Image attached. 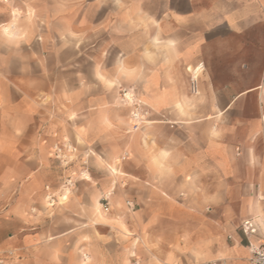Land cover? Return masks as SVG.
<instances>
[{
    "label": "crops",
    "instance_id": "1",
    "mask_svg": "<svg viewBox=\"0 0 264 264\" xmlns=\"http://www.w3.org/2000/svg\"><path fill=\"white\" fill-rule=\"evenodd\" d=\"M121 91L146 111L136 130ZM87 157L68 211L45 210ZM113 188L83 264H128L104 245L119 234L142 264H248L264 242V0H0V259L80 264L79 206Z\"/></svg>",
    "mask_w": 264,
    "mask_h": 264
},
{
    "label": "rangeland",
    "instance_id": "2",
    "mask_svg": "<svg viewBox=\"0 0 264 264\" xmlns=\"http://www.w3.org/2000/svg\"><path fill=\"white\" fill-rule=\"evenodd\" d=\"M129 96H130V94H129ZM118 99H119V102H121L124 105H127L125 102H123L121 100V92L119 93ZM65 154H67V153H65ZM67 155L70 156V158H71L69 163L76 159V157L73 154L69 153ZM87 159H88V157L84 158V160L82 162V166H84V168H82L77 175H75L74 177L70 176V177H67L65 179L72 178L74 180V182L76 183V178H81V179L88 178V174H87L88 162H87ZM97 159L100 160L101 162H103L100 157H97ZM56 160H58V159H56ZM58 162H59L60 166H62V167L67 166L69 164V163L65 164V163H63V162H61L59 160H58ZM103 164L107 168L106 164L105 163H103ZM109 171L112 174L116 173L115 171L113 172L112 169H110ZM64 180H63V182H64ZM62 185H63V183H62ZM58 190H56V191H58ZM74 191H75V187L73 186V188H71L70 192L67 194V197H66L65 200L60 201L59 203H57V204H55L54 206H51V207L46 205V202H45V199H44L43 208L47 207L45 210L49 209L50 211H52V208H58L62 212H67L68 210H67V208H65V206L70 202ZM114 191H115V189L113 188V189H110L108 191L102 192L100 194V196H99V204H97L96 206L93 203V201L90 200V199L88 201H86V203H84V204L79 206V211H78V214H77L78 230H77V252H76V258H77V260H78V262L80 264H83V262L89 261L91 259L90 258V254L86 253L83 250V245H85V243H87L89 241V244H90V238L88 239V238H86L84 236V234L88 233V231L87 232L85 231L86 228H87V226H86V224H87L86 218H88V214L90 212H92V213L94 212V215H99V213H100L103 217H106V218L109 217L110 209H109L108 212L103 211L101 204H102V199H103L104 196H106L107 197V201L110 202V198H111V196H112ZM126 204H127V201H126ZM133 204H134V202H133ZM127 206L129 207L130 212H132L135 207L136 208L138 207V205H135V204H134V208L133 209H131V207L129 205H127ZM97 207H98V209H97ZM109 207H110V204H109ZM35 211H37V210H35ZM45 212L47 213V211H45ZM119 215H122V214H119ZM119 217L117 218V221L119 220ZM94 221L96 222V219H94ZM117 224L113 223V225H111V227H113V228L116 227L117 228L118 227ZM124 227L125 226H123V228ZM95 234H96V240L101 239V237L99 236V234H100L99 232H97ZM119 236H120V234L114 238V241H111L112 239H110L109 242H106V243L104 242V245L106 247L107 246H109V247L114 246L115 249H118L119 252L118 253H114V255L122 256L123 255L122 252L124 251L125 252L124 253V259H125L126 262H128V264H142V259H146V260L152 259V254L147 252V251L140 252V257H139L137 248L139 247V249H143V247H144V244L141 242L140 238L137 237V238L134 239V238H132L131 235H129V237H126V236L125 237H119ZM95 243L96 242H93V244H95ZM133 245H135L134 249H133ZM62 256L67 258L68 257V252H63ZM0 264H8V263H5V262H3L0 259Z\"/></svg>",
    "mask_w": 264,
    "mask_h": 264
},
{
    "label": "built area",
    "instance_id": "3",
    "mask_svg": "<svg viewBox=\"0 0 264 264\" xmlns=\"http://www.w3.org/2000/svg\"><path fill=\"white\" fill-rule=\"evenodd\" d=\"M192 90L195 89V78H192ZM127 91H121V100L125 102L127 105L133 106V109L130 112V124L131 129L136 130L140 127L142 123L145 122L146 111L142 109L143 104L136 100L133 94L130 93V96L127 95ZM64 149L69 153L73 154L75 149L71 147L69 144H65V146L55 145L53 148V155L59 161L68 164L70 161V156L65 154ZM74 180L72 178L65 179L63 185L60 187L58 191H52L49 186L45 187L46 193L44 196L45 202L47 206H54L66 199L67 194L70 192V189L74 186ZM102 209L105 212H108L109 202L107 201V197L104 196L102 199ZM127 205L134 208V204L132 201H127ZM250 256L248 258V264H264V242L260 245L250 244L248 247ZM205 264H216L214 261L207 262Z\"/></svg>",
    "mask_w": 264,
    "mask_h": 264
},
{
    "label": "snow or ice",
    "instance_id": "4",
    "mask_svg": "<svg viewBox=\"0 0 264 264\" xmlns=\"http://www.w3.org/2000/svg\"><path fill=\"white\" fill-rule=\"evenodd\" d=\"M5 32L7 33V29H5ZM98 79L101 80V81H103V82L106 83V84L109 83L108 81H105V80H104V76H103V75H99V72H98ZM109 86H110V84H109ZM214 134H215V133H214ZM262 219H264V218H262Z\"/></svg>",
    "mask_w": 264,
    "mask_h": 264
},
{
    "label": "bare ground",
    "instance_id": "5",
    "mask_svg": "<svg viewBox=\"0 0 264 264\" xmlns=\"http://www.w3.org/2000/svg\"><path fill=\"white\" fill-rule=\"evenodd\" d=\"M129 94H130V93L128 92L127 95L129 96Z\"/></svg>",
    "mask_w": 264,
    "mask_h": 264
}]
</instances>
